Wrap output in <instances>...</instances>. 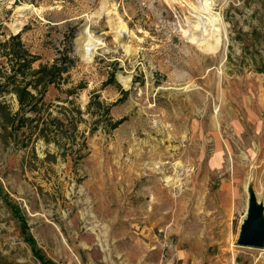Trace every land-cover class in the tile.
I'll use <instances>...</instances> for the list:
<instances>
[{"label": "rangeland", "instance_id": "obj_1", "mask_svg": "<svg viewBox=\"0 0 264 264\" xmlns=\"http://www.w3.org/2000/svg\"><path fill=\"white\" fill-rule=\"evenodd\" d=\"M100 7L0 0L31 69L73 60L21 122L0 57V264H264L237 242L249 192L264 205V0Z\"/></svg>", "mask_w": 264, "mask_h": 264}, {"label": "trees", "instance_id": "obj_2", "mask_svg": "<svg viewBox=\"0 0 264 264\" xmlns=\"http://www.w3.org/2000/svg\"><path fill=\"white\" fill-rule=\"evenodd\" d=\"M16 2L21 0H15ZM34 2L36 0H30ZM2 48V52L0 53V57L5 58V72L6 75V83L11 84L14 92L19 101L20 107H27V110H23L18 119L22 122L27 120L24 113L28 110H36L41 106L38 105L37 99L41 100L42 95H44L47 86L63 80L64 77L62 75L70 69V66L73 63L72 57L67 55L66 53L62 54V57L55 58L51 63H38L36 68H32V63L37 61L39 57L35 54L30 53L25 47L24 43L21 40L20 32L15 34H9L8 38L0 43ZM260 71H264L263 67H259ZM32 89H29L28 87ZM32 90H35V93H38L39 96L34 95ZM2 101H0V106ZM8 114V113H7ZM7 116V115H6ZM73 117V116H72ZM14 119V118H13ZM23 124V123H22ZM21 124V125H22ZM12 127L8 131V126L4 127L3 133L13 135L15 131L18 130L19 126ZM36 126V125H35ZM30 126V130H31ZM49 127L47 125L40 128L42 132H45ZM11 130V131H10ZM28 135L26 138H29ZM23 138V137H22ZM15 139L16 142L22 139ZM35 255L42 259V256L35 251ZM42 262H47L42 259Z\"/></svg>", "mask_w": 264, "mask_h": 264}, {"label": "water", "instance_id": "obj_3", "mask_svg": "<svg viewBox=\"0 0 264 264\" xmlns=\"http://www.w3.org/2000/svg\"><path fill=\"white\" fill-rule=\"evenodd\" d=\"M263 208V203L258 201L253 191H250L245 217L237 238L239 245L261 247L264 244Z\"/></svg>", "mask_w": 264, "mask_h": 264}, {"label": "bare ground", "instance_id": "obj_4", "mask_svg": "<svg viewBox=\"0 0 264 264\" xmlns=\"http://www.w3.org/2000/svg\"><path fill=\"white\" fill-rule=\"evenodd\" d=\"M105 5H106V0H101V7L102 8H104L105 7ZM19 7H22V6H19ZM100 7V8H101ZM102 8H101V10H102ZM105 9V8H104ZM103 9V10H104ZM109 10L110 9H108L107 11L109 12ZM198 12H200V13H206L207 12V9H206V7H202L201 9H199L198 10ZM100 14V12H97V16ZM114 17V16H113ZM118 19V18H117ZM91 21V20H90ZM89 21V22H90ZM112 21H114L113 19H112ZM88 22V23H89ZM124 25V24H123ZM123 25H122V22H120V20L118 19L116 22H115V26H114V28H116L118 31H117V36L118 37H120L121 36V33H120V31H121V29H123ZM88 31L89 30H87L86 31V29H85V34L82 36V42H84L83 43V49H82V55L85 57V58H89V57H91V50L93 49V48H95V45H97L98 43H100V42H98V39L96 38V37H93L91 34H88ZM80 44H82L81 42H80ZM125 49L126 50H130V47L128 46V45H126L125 46ZM123 81V83H125L126 81H127V79H124V80H122ZM243 220V219H242ZM242 222V221H241Z\"/></svg>", "mask_w": 264, "mask_h": 264}, {"label": "built area", "instance_id": "obj_5", "mask_svg": "<svg viewBox=\"0 0 264 264\" xmlns=\"http://www.w3.org/2000/svg\"><path fill=\"white\" fill-rule=\"evenodd\" d=\"M234 264V263H233Z\"/></svg>", "mask_w": 264, "mask_h": 264}]
</instances>
